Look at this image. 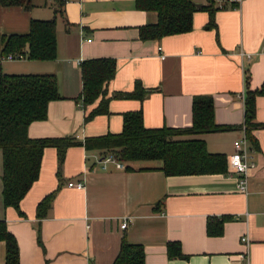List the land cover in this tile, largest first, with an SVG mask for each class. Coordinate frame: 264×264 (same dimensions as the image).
<instances>
[{"label":"crops","instance_id":"1","mask_svg":"<svg viewBox=\"0 0 264 264\" xmlns=\"http://www.w3.org/2000/svg\"><path fill=\"white\" fill-rule=\"evenodd\" d=\"M134 1L67 0L63 16H56V59L50 62L3 60L1 40L27 34L32 20H51L55 0H31L29 11L0 6L2 72L54 75L62 97L48 104L46 120L29 125L28 137L74 136L82 141L119 134L123 115L137 111L147 129L188 128L193 99L209 96L214 123L231 129L176 140L203 141L209 154L226 158V172L165 176L159 161L122 163L113 152L83 147L66 149L59 166L56 149L49 147L18 213L3 207L0 151V220L16 239L19 264H113L123 238L143 248L144 264H264V127L250 131L256 147L244 128L246 92L264 83V0L217 9L213 23L201 9L208 1L192 0L200 7L189 33L147 41L139 39L138 29L155 23L156 15L137 11ZM102 58L116 65L106 85L109 114L85 122L99 100L82 108L80 63ZM136 84L149 90L142 100L114 97L132 93ZM254 120L264 124V96L255 98ZM243 136L254 150L255 165L246 193L238 190L240 175L229 166L233 143ZM109 155L123 168L104 166ZM50 194L49 209L37 216L38 204ZM222 218H228L222 234L207 236V222ZM168 243L178 244L182 257L168 258ZM4 262L0 241V264Z\"/></svg>","mask_w":264,"mask_h":264},{"label":"trees","instance_id":"2","mask_svg":"<svg viewBox=\"0 0 264 264\" xmlns=\"http://www.w3.org/2000/svg\"><path fill=\"white\" fill-rule=\"evenodd\" d=\"M66 1L55 0L54 17L48 21L32 20L27 34L3 36L2 58L8 55H22L31 61L55 60L57 49L55 20L57 15L63 16ZM0 6L21 8L24 11H29L33 7L31 0H0ZM134 8L156 15L155 23L138 29L141 41L160 40L167 36L189 33L192 30L193 13L197 10L192 0H135ZM201 9L208 12L209 20L213 23L217 8L209 4ZM115 67V61L110 58L85 60L80 63L82 88L78 100L81 101L82 108L85 110L99 100L97 106L87 112L85 122L96 116L109 114L106 85L113 79ZM148 91L136 84L132 93L115 94L114 97L142 100ZM257 96H264V83L256 90L248 89L244 99L246 135L254 147L256 145L250 131L264 127V124L254 120ZM59 99L62 97L59 95L54 75H6L0 67L1 197L4 208L11 207L20 213L19 203L37 181L43 150L49 147L56 149L59 166L62 164L66 149L83 147L88 152H113L118 162L122 163L159 161L160 171L165 176L226 172V158L220 154H209L203 141L176 140L180 136L231 129L214 123L213 99L209 96H198L193 99L192 124L188 128L147 129L143 126L141 111H137L123 115L122 132L119 134L89 137L82 141L74 136L29 138L27 134L29 125L46 120L48 104ZM53 198L54 194H50L38 204L37 216H44L43 211L49 209ZM227 219L208 221L207 236H220ZM0 241L5 244L4 264H19L16 239L2 220ZM166 253L170 259L182 257L180 247L176 243H168ZM144 258L141 246L130 244L123 238L113 264H144Z\"/></svg>","mask_w":264,"mask_h":264},{"label":"built area","instance_id":"3","mask_svg":"<svg viewBox=\"0 0 264 264\" xmlns=\"http://www.w3.org/2000/svg\"><path fill=\"white\" fill-rule=\"evenodd\" d=\"M208 4H214L217 9H229V8H239L245 0H207ZM249 57V55H247ZM24 56H11L8 55L3 58V60L13 61V60H23ZM245 128V127H244ZM234 152L229 157V166L230 170L240 175L238 179V190L241 193H246L247 191V177L251 169L255 167L252 154L254 150L250 148L246 136H243L241 139L234 141L233 143ZM103 165L107 163H114L117 168H123V166L117 162V160L109 155L102 160ZM73 186V184H69ZM76 187L80 188L82 185L80 183L75 184ZM126 227V221L124 220L121 224V229ZM242 242H247V239L244 237L241 239Z\"/></svg>","mask_w":264,"mask_h":264},{"label":"water","instance_id":"4","mask_svg":"<svg viewBox=\"0 0 264 264\" xmlns=\"http://www.w3.org/2000/svg\"><path fill=\"white\" fill-rule=\"evenodd\" d=\"M195 7H196V8H199L200 6H199V5H196Z\"/></svg>","mask_w":264,"mask_h":264},{"label":"rangeland","instance_id":"5","mask_svg":"<svg viewBox=\"0 0 264 264\" xmlns=\"http://www.w3.org/2000/svg\"><path fill=\"white\" fill-rule=\"evenodd\" d=\"M210 5H214V4L211 3ZM214 7H215V6H214ZM215 8H216V7H215Z\"/></svg>","mask_w":264,"mask_h":264}]
</instances>
